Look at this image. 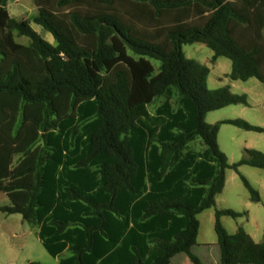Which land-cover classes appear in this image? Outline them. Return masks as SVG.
<instances>
[{"label":"trees","instance_id":"trees-1","mask_svg":"<svg viewBox=\"0 0 264 264\" xmlns=\"http://www.w3.org/2000/svg\"><path fill=\"white\" fill-rule=\"evenodd\" d=\"M32 1L36 14L17 20L0 0L2 211L36 228L58 264H169L181 253L202 264L190 251L196 216L214 205L225 170H264L255 150L229 165L219 127L264 129L206 123L207 113L247 101L209 90V69L182 47L204 44L212 61L230 60L231 80L264 84V0ZM221 216L240 215L215 214L219 264H264V243L241 228L227 234Z\"/></svg>","mask_w":264,"mask_h":264},{"label":"rangeland","instance_id":"rangeland-1","mask_svg":"<svg viewBox=\"0 0 264 264\" xmlns=\"http://www.w3.org/2000/svg\"><path fill=\"white\" fill-rule=\"evenodd\" d=\"M6 8L9 15L17 20L30 19L36 14L32 0H7ZM30 26L42 39L54 44L51 35L40 26L32 22ZM15 41L23 45L29 44L25 37L15 36ZM182 52L185 58L209 69L206 81L209 90L228 87L233 95L246 98L247 105H230L207 113L206 123L213 125L224 120L238 119L264 129V84L255 78L246 81L231 80L230 60L218 57L212 61L213 52L204 44L184 45ZM152 63L155 68L159 66L157 61L152 60ZM161 102V98L156 99L154 104L148 107L149 111L153 113ZM173 103L175 106V102ZM217 144L228 164L232 165L243 157L244 150H255L264 154V132L245 131L221 124L217 133ZM195 147L198 148V144ZM242 178L256 191L259 202L251 201ZM9 205L7 196L0 192V264H57V259L51 257L42 247L36 236V228L25 222L20 214H7L2 211V208ZM222 210H231L240 215L237 218L220 217V223L227 234L233 235L241 228L254 242L264 243V170L245 165L240 166L237 171L227 168L224 187L215 197L214 205L196 216L199 224L198 234L196 244L190 251L207 264H213L214 256H219L220 253L214 223L216 212ZM184 257L183 253L175 259Z\"/></svg>","mask_w":264,"mask_h":264},{"label":"crops","instance_id":"crops-1","mask_svg":"<svg viewBox=\"0 0 264 264\" xmlns=\"http://www.w3.org/2000/svg\"><path fill=\"white\" fill-rule=\"evenodd\" d=\"M65 254H66V255H65ZM65 254H64V256H68L67 253H65ZM181 254H183V253H181ZM177 255H179V254H177ZM177 255H175V256L170 260V263H169V264H191V262H190V260H189V258H188L187 255H185L184 258L175 259ZM219 255H220V254H219ZM56 259H57V264H58V258H56ZM174 260H175V261H174ZM172 262H174V263H172ZM200 262H201L202 264H207V263L202 262V261H200ZM213 264H219V256H217V255L214 256V258H213Z\"/></svg>","mask_w":264,"mask_h":264}]
</instances>
